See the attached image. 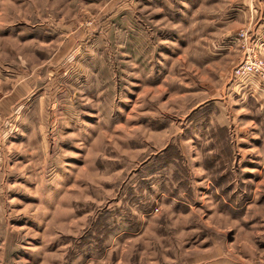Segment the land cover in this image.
Here are the masks:
<instances>
[{
	"label": "rangeland",
	"instance_id": "obj_1",
	"mask_svg": "<svg viewBox=\"0 0 264 264\" xmlns=\"http://www.w3.org/2000/svg\"><path fill=\"white\" fill-rule=\"evenodd\" d=\"M242 29L264 0H0V264H264Z\"/></svg>",
	"mask_w": 264,
	"mask_h": 264
},
{
	"label": "crops",
	"instance_id": "obj_2",
	"mask_svg": "<svg viewBox=\"0 0 264 264\" xmlns=\"http://www.w3.org/2000/svg\"><path fill=\"white\" fill-rule=\"evenodd\" d=\"M261 50V47H260ZM264 57V52L260 51ZM264 59V58H263ZM22 87H25L23 83H16L12 89L0 97V110L3 116V122L1 123V128L5 127L1 132V139L7 140L9 139L10 132L15 129V120L18 118V107L21 104V100H23V90ZM231 91L240 94L242 97L247 96L248 99H254L258 104L260 110L264 109V87L259 86L258 83H253L251 80L246 82L245 84L233 83L231 86ZM263 121H264V115Z\"/></svg>",
	"mask_w": 264,
	"mask_h": 264
},
{
	"label": "built area",
	"instance_id": "obj_3",
	"mask_svg": "<svg viewBox=\"0 0 264 264\" xmlns=\"http://www.w3.org/2000/svg\"><path fill=\"white\" fill-rule=\"evenodd\" d=\"M233 44L239 45V49L242 50V57L231 70V78L235 82L255 79L259 86L264 87V59L256 42H253L248 35V31L240 30L233 39ZM2 122L3 116L0 111V126Z\"/></svg>",
	"mask_w": 264,
	"mask_h": 264
}]
</instances>
